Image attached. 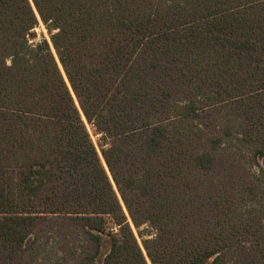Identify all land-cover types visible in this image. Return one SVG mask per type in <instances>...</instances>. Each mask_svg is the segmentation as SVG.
<instances>
[{
    "label": "trees",
    "instance_id": "obj_1",
    "mask_svg": "<svg viewBox=\"0 0 264 264\" xmlns=\"http://www.w3.org/2000/svg\"><path fill=\"white\" fill-rule=\"evenodd\" d=\"M147 260L264 264V0H0V264Z\"/></svg>",
    "mask_w": 264,
    "mask_h": 264
},
{
    "label": "rangeland",
    "instance_id": "obj_2",
    "mask_svg": "<svg viewBox=\"0 0 264 264\" xmlns=\"http://www.w3.org/2000/svg\"><path fill=\"white\" fill-rule=\"evenodd\" d=\"M27 39H28L29 43H31V44L39 42V41H41L43 39L49 42V35L46 32V30L43 27V25L41 24V22H39L38 25L29 33ZM52 51H53V49H52ZM81 118H82V120H83V122L85 124L86 130L88 131V133L90 135L92 143L94 144V146L96 147L97 152L99 153V147H98V145H99V135L95 134L94 130L86 123L85 119L82 116H81ZM102 163H103V161H102ZM103 165H104V167H105V169L107 171V168H106L104 163H103ZM246 169L248 170V168H246ZM249 171L254 174V173H256L258 171V168L255 167V166H251ZM248 181L249 180L247 179V182ZM249 203L250 202H245L246 207H250ZM121 206L123 207L122 209H123L125 215L127 216L126 210H125V208H124L122 203H121ZM254 207H256V206H254ZM242 208H243V206H242ZM244 212H245L244 213L245 215L243 216V222H246V220H249V223L247 224L249 226V229H254L256 227V223H257L256 222L257 216L255 214H258L259 216H261L260 215L261 211H244ZM127 219H128V216H127ZM253 219H254V221H253ZM108 227H109L110 231H116V229L112 228L111 225H109ZM131 228H132L136 238L139 239L137 237L136 231H135V229L133 228L132 225H131ZM142 228H144V227H142ZM150 231H151L152 234L154 233L153 230L150 229ZM139 241H140V239H139ZM147 263L149 264L148 260H147Z\"/></svg>",
    "mask_w": 264,
    "mask_h": 264
},
{
    "label": "water",
    "instance_id": "obj_3",
    "mask_svg": "<svg viewBox=\"0 0 264 264\" xmlns=\"http://www.w3.org/2000/svg\"><path fill=\"white\" fill-rule=\"evenodd\" d=\"M74 97V96H73ZM76 106H77V108H78V105L76 104ZM80 114H81V112H80ZM81 116L83 117V115L81 114ZM84 118V117H83Z\"/></svg>",
    "mask_w": 264,
    "mask_h": 264
}]
</instances>
